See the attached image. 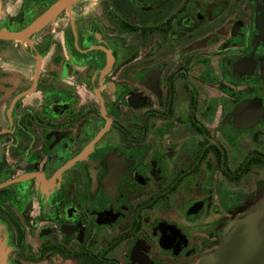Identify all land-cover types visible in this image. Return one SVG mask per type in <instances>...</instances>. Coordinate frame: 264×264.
<instances>
[{
  "label": "flooded vegetation",
  "instance_id": "1",
  "mask_svg": "<svg viewBox=\"0 0 264 264\" xmlns=\"http://www.w3.org/2000/svg\"><path fill=\"white\" fill-rule=\"evenodd\" d=\"M258 211L264 0H0L7 264H201Z\"/></svg>",
  "mask_w": 264,
  "mask_h": 264
},
{
  "label": "water",
  "instance_id": "2",
  "mask_svg": "<svg viewBox=\"0 0 264 264\" xmlns=\"http://www.w3.org/2000/svg\"><path fill=\"white\" fill-rule=\"evenodd\" d=\"M53 12L35 22L30 30L38 28ZM251 215L249 219L233 223L231 234L222 242L216 254L201 264H264V211ZM5 259L0 239V264H7Z\"/></svg>",
  "mask_w": 264,
  "mask_h": 264
},
{
  "label": "clouds",
  "instance_id": "3",
  "mask_svg": "<svg viewBox=\"0 0 264 264\" xmlns=\"http://www.w3.org/2000/svg\"><path fill=\"white\" fill-rule=\"evenodd\" d=\"M94 7H95L94 4H93V5H89V6L85 9V11H86V12L92 11ZM9 8H11V7H9Z\"/></svg>",
  "mask_w": 264,
  "mask_h": 264
}]
</instances>
